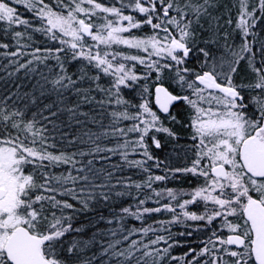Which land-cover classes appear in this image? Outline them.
<instances>
[{"label": "snow or ice", "instance_id": "1", "mask_svg": "<svg viewBox=\"0 0 264 264\" xmlns=\"http://www.w3.org/2000/svg\"><path fill=\"white\" fill-rule=\"evenodd\" d=\"M0 264H264V0H0Z\"/></svg>", "mask_w": 264, "mask_h": 264}, {"label": "trees", "instance_id": "2", "mask_svg": "<svg viewBox=\"0 0 264 264\" xmlns=\"http://www.w3.org/2000/svg\"><path fill=\"white\" fill-rule=\"evenodd\" d=\"M159 174V173H157ZM136 178H139V177H136ZM167 187H172V188H180V187H184V188H187L188 185L182 181V180H172L170 181L168 184H167ZM193 227H195V225H193ZM176 229H174L175 231ZM193 239H196V234L194 233V237ZM177 254H180V250H177Z\"/></svg>", "mask_w": 264, "mask_h": 264}]
</instances>
